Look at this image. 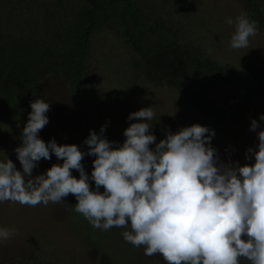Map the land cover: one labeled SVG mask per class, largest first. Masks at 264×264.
I'll return each instance as SVG.
<instances>
[{
	"label": "clouds",
	"instance_id": "clouds-1",
	"mask_svg": "<svg viewBox=\"0 0 264 264\" xmlns=\"http://www.w3.org/2000/svg\"><path fill=\"white\" fill-rule=\"evenodd\" d=\"M256 34V21L241 14L231 47L247 48ZM30 107L15 149L22 170L8 156L0 161V202L47 206L71 194L74 210L94 228L126 229V242L143 246L146 256L159 254L166 264H264V129L246 153L254 163L240 164L222 160L211 143L214 130L199 123L169 130L157 142L151 131L155 113L144 107L129 114L134 122L118 146L104 135L106 125L89 131L87 155L95 157L89 176L82 164L86 153L77 144L40 138L50 103L37 97ZM259 127L252 119L251 130ZM53 154L63 163L33 176L39 161ZM14 234L0 228V241Z\"/></svg>",
	"mask_w": 264,
	"mask_h": 264
},
{
	"label": "trees",
	"instance_id": "trees-1",
	"mask_svg": "<svg viewBox=\"0 0 264 264\" xmlns=\"http://www.w3.org/2000/svg\"><path fill=\"white\" fill-rule=\"evenodd\" d=\"M236 1L244 15L256 21L257 32L264 31V0ZM162 13L144 0H0V108L17 120V130L12 131L16 139L21 140L39 86L54 74L83 117L79 131L65 129L53 137L56 142L75 143L86 153L84 159L94 160L87 155L85 140L90 130L99 133L106 125L104 135L116 142L113 146L123 143L105 117L104 99L91 66L92 43L102 33L116 37L131 53V64L141 78L174 88L187 108L210 121L215 135L241 125L254 99L264 91V69L250 64L242 70L212 56L183 20ZM217 82L241 92L234 113L231 106L211 96ZM116 100L119 111L125 101ZM42 160L47 169L63 163L54 154L51 160ZM65 199L72 208V229L80 237L86 231L94 238L96 228L74 210L75 196ZM9 260L10 264H56L42 247L24 249Z\"/></svg>",
	"mask_w": 264,
	"mask_h": 264
},
{
	"label": "rangeland",
	"instance_id": "rangeland-1",
	"mask_svg": "<svg viewBox=\"0 0 264 264\" xmlns=\"http://www.w3.org/2000/svg\"><path fill=\"white\" fill-rule=\"evenodd\" d=\"M148 6L162 10V16L182 21L190 28L191 35L200 43H205L212 56L232 63L242 70L250 64L264 69V31L249 38L247 48L231 47V37L235 32L237 18L244 14L236 0H144ZM155 3V4H154ZM231 18L233 23L228 24ZM201 45V44H200ZM91 66L95 81L100 86L104 99L103 111L113 130L125 140L124 130L134 121H129L130 113L144 107H151L155 118L151 123L152 133L157 142L166 137L167 131H178L184 126L199 123L212 130L210 121L200 113L191 110L181 101L174 88L163 87L141 78L131 64L132 55L121 42L109 33H102L92 43ZM241 92L224 83L217 82L212 87L211 96L221 105L231 106L230 113L236 111V102ZM38 97L50 103L46 113L49 123L40 131L41 139L59 135L65 129L79 131L83 117L81 108L66 92L64 84L56 75H51L39 86ZM117 97L124 99L121 110L117 109ZM7 112V111H6ZM264 91L254 99L239 126H233L222 135L212 138V146L217 149L222 160L239 161L240 164L254 163L246 160L247 150L258 144L257 132L264 129ZM86 119L89 121L88 117ZM252 119L259 122L256 131L251 130ZM17 120L0 108V155L7 156L22 170L15 149L20 145L12 134L17 130ZM151 147H155L152 145ZM93 160L84 159L82 164L91 176ZM43 160L33 169V176L46 172ZM79 178V172L73 170ZM95 188L94 181H90ZM103 191V188L100 189ZM65 199V198H64ZM71 206L65 200L58 204L49 202L47 206L21 205L18 202H0V228L15 229V234L0 241V263L10 264V257L22 250L42 247L50 260L56 264H166L159 254L146 256L143 246L137 248L126 242L123 228L107 231L96 228V236L89 238L86 231L80 237L71 226ZM77 221V219L75 218ZM87 237V238H85ZM35 243L36 245H31ZM240 264H250L241 259Z\"/></svg>",
	"mask_w": 264,
	"mask_h": 264
}]
</instances>
